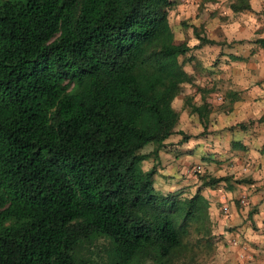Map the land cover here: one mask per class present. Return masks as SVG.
Returning a JSON list of instances; mask_svg holds the SVG:
<instances>
[{
  "label": "trees",
  "instance_id": "trees-1",
  "mask_svg": "<svg viewBox=\"0 0 264 264\" xmlns=\"http://www.w3.org/2000/svg\"><path fill=\"white\" fill-rule=\"evenodd\" d=\"M173 5L0 0V264H196L209 249L200 191L227 179L184 197L141 169L182 136L171 104L192 81L180 61L190 48L174 41ZM98 239L112 249L102 262Z\"/></svg>",
  "mask_w": 264,
  "mask_h": 264
},
{
  "label": "crops",
  "instance_id": "crops-1",
  "mask_svg": "<svg viewBox=\"0 0 264 264\" xmlns=\"http://www.w3.org/2000/svg\"><path fill=\"white\" fill-rule=\"evenodd\" d=\"M223 1L213 4L212 28L198 32L215 44L199 45L194 38L192 27L198 29L199 21L190 26L191 41H184L190 51L180 61L192 81L182 85L171 106L182 110L175 131L188 139L172 135L141 169H155L157 191L184 197L203 180L227 179L200 191L215 222L211 234L218 250L212 264H264V51L252 44L264 39V0H248L249 10L240 13L226 0L221 18ZM234 198L245 200L237 211L229 205ZM218 204L222 216L216 215Z\"/></svg>",
  "mask_w": 264,
  "mask_h": 264
},
{
  "label": "rangeland",
  "instance_id": "rangeland-1",
  "mask_svg": "<svg viewBox=\"0 0 264 264\" xmlns=\"http://www.w3.org/2000/svg\"><path fill=\"white\" fill-rule=\"evenodd\" d=\"M174 5L171 7V9L168 11V21L170 23V26L172 28L173 37L175 42H183L189 43L191 40L187 39V34L190 29L191 25H197L198 29L204 30L203 27L206 28H212V21L215 14V11L217 9L214 8L213 4L218 3V0H171ZM226 0L223 1L221 8L219 9V16L221 18H226V12L227 6H226ZM262 13V12H261ZM246 17L252 16L251 14L247 13L244 15ZM202 22V23H201ZM182 110L177 111L178 117L180 115ZM152 145H147L143 148L144 152H147ZM232 202V203H231ZM229 205H232L235 207L236 211L239 209L240 204L238 198L232 199V201L229 202ZM228 204V203H227ZM220 205L218 204L215 207L216 215L222 216L221 211L219 209ZM214 211V212H215ZM210 231L214 232V226L215 222L212 218H210ZM213 240L210 242L209 249H204L203 251H197V258H196V264H212V261H214V255L217 253V246L216 244V236L214 234H211ZM94 249L97 251L100 261L107 259V254L111 252V246L108 241L105 239H98L94 244ZM203 262V263H202Z\"/></svg>",
  "mask_w": 264,
  "mask_h": 264
},
{
  "label": "built area",
  "instance_id": "built-area-1",
  "mask_svg": "<svg viewBox=\"0 0 264 264\" xmlns=\"http://www.w3.org/2000/svg\"><path fill=\"white\" fill-rule=\"evenodd\" d=\"M192 170H193V172L196 173V172H198L199 167H198V166H194V167L192 168ZM239 203H240L241 205H245V200L242 198V199L239 200ZM222 213H223V214L226 213V208H225V207L222 208Z\"/></svg>",
  "mask_w": 264,
  "mask_h": 264
}]
</instances>
